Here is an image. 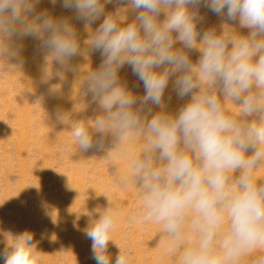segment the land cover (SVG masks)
Returning a JSON list of instances; mask_svg holds the SVG:
<instances>
[{"label":"clouds","instance_id":"1","mask_svg":"<svg viewBox=\"0 0 264 264\" xmlns=\"http://www.w3.org/2000/svg\"><path fill=\"white\" fill-rule=\"evenodd\" d=\"M42 2L0 0V59L23 62L31 40L46 64L58 65L57 77H79L98 109L71 128L81 151L103 150L108 137L112 146L142 140L141 154L117 178L141 199L128 222L162 224L166 251L180 264L244 257L264 264V177L256 175L264 166V0H48L51 9ZM57 7L70 14L56 15ZM206 13L219 27L205 26ZM95 54L94 70L73 63ZM172 94L186 100L174 113ZM118 219L108 206L85 230L94 264H127V250L118 246L114 261L108 252ZM189 229L197 238L185 245ZM0 259L40 264L33 235H7Z\"/></svg>","mask_w":264,"mask_h":264},{"label":"rangeland","instance_id":"2","mask_svg":"<svg viewBox=\"0 0 264 264\" xmlns=\"http://www.w3.org/2000/svg\"><path fill=\"white\" fill-rule=\"evenodd\" d=\"M40 7L51 9L48 0ZM54 13L70 14L59 7ZM206 15L205 26L219 27L216 16ZM76 27L85 47L87 33L82 24ZM235 27L247 34V29ZM197 56L192 55L193 62ZM22 60L0 59V251L7 235L28 231L40 264H94L91 241L84 232L111 206L119 213L112 233L116 244L110 242L108 247L113 261L119 246L129 253L127 264H180L166 251L168 237L162 233V224L128 222V215L140 207L141 199L136 186L130 183L125 189L117 178L129 161L141 154L142 140L130 138L112 146L108 137L103 150L81 151L71 128L76 122H90L98 109L83 93L79 77L71 73H66L64 80L57 77L58 65L46 64L31 40L24 42ZM73 63L81 65L83 73L94 70L100 57L80 56ZM121 76L130 86L135 82L127 68ZM136 91L142 94V86ZM185 102L172 94L168 111L176 112ZM224 103L227 110L239 111L231 101ZM256 175L264 177V166ZM196 238L186 230L182 243L191 244ZM237 264H250V258L244 257Z\"/></svg>","mask_w":264,"mask_h":264}]
</instances>
